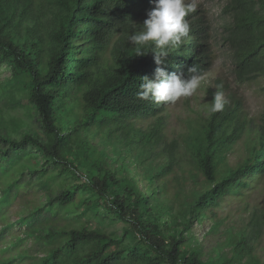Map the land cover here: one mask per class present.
Wrapping results in <instances>:
<instances>
[{
    "label": "trees",
    "instance_id": "16d2710c",
    "mask_svg": "<svg viewBox=\"0 0 264 264\" xmlns=\"http://www.w3.org/2000/svg\"><path fill=\"white\" fill-rule=\"evenodd\" d=\"M154 6V0H0V72L10 68L11 80L23 84V93L42 127L40 133L28 134L21 140L0 134V225L18 200L23 203L31 191L47 189V179H53L55 173L59 176L76 169L67 153L74 141L81 140L79 154L89 172L88 191L101 196L105 209L131 223L137 233V242L125 246L123 238L97 230L59 228L61 213L85 188L77 186L54 199L47 189V204L30 208L29 214L24 211L18 219L19 225L28 223L30 228L28 232L23 228L25 238L36 231L35 240L46 247L45 253L40 258L31 257L29 264L233 262L220 256L206 263L197 250L187 245L188 241L168 240L162 232L161 218L151 207V197L157 192L167 195L173 189L176 200L187 197L180 211L201 222V218L217 220L228 198L241 197L264 185V112L254 128L239 111L232 118V112L224 108L211 114L191 141V160L197 175L212 189L188 202L184 186L176 177L179 164L173 153L179 144L166 143L161 121L178 101L157 105L137 97L141 78H153L157 65L151 52L136 55L137 49L128 42V36L143 24ZM230 10L234 25L230 42L236 67L252 81L264 78V0H234ZM192 16L193 13L186 19ZM190 29L183 44L160 65L169 75L183 73L187 78L188 68L195 66L203 77L213 65L210 48L200 43L204 29L191 25ZM20 94L13 84L0 86V97L9 102L18 100ZM248 132H255L256 139L247 138ZM87 136L100 137L104 146L117 139L124 146L117 152L119 157L132 149L147 157L150 165L146 178L151 194H142L129 180L117 179L116 172L103 170L104 149L98 150L84 140ZM245 138L251 155L234 167L228 163L227 154ZM34 151L45 159L46 168L30 169L28 179L23 172L11 175L7 167L21 165ZM160 155L165 156L166 163L153 166V160ZM156 182L163 185L159 190L153 187ZM94 210L87 205L85 212ZM262 218L258 216L256 220L262 222ZM190 224L189 221L185 228L187 233L191 231ZM10 226H1L0 243L10 237ZM252 236L240 234V240L236 235L231 239L235 263L246 256L250 259L245 264L254 262L247 249ZM14 249H4L7 251L3 256L10 255V259L3 257L0 264H26L30 258L14 256Z\"/></svg>",
    "mask_w": 264,
    "mask_h": 264
},
{
    "label": "rangeland",
    "instance_id": "374dc122",
    "mask_svg": "<svg viewBox=\"0 0 264 264\" xmlns=\"http://www.w3.org/2000/svg\"><path fill=\"white\" fill-rule=\"evenodd\" d=\"M233 1L195 0L197 10L188 23L200 31L204 29L200 43H206L210 48L213 65L210 71L202 77L197 92L192 97L181 98L177 104L167 110L161 120L166 134V143L169 146L174 141L179 144L173 153L174 159L179 164L176 177L184 186L183 195L188 196V202L195 199L198 194H204L212 189V186L199 177L193 169L191 141L213 113L209 109L215 92L223 93L225 101L223 108L226 112H232L231 118L236 111H239L242 117L250 121L252 128L264 112V78L259 77L252 81L250 77L240 73L233 58L230 42L234 29L230 10ZM47 15L51 16V10ZM80 44L76 42V45ZM11 78L10 68L1 70L0 86L13 84L22 95H19L18 100L10 102L8 101L10 99L0 97V134L8 139L21 140L28 134L40 133L42 127L34 108L23 93V84L12 81ZM141 126L146 125L141 124ZM246 137L255 140L257 136L255 132H248ZM247 138L227 154L230 165L238 167L250 157L251 154L246 148ZM84 140H88L98 150L104 149L105 156L101 163L103 170L116 172L117 179L129 180L142 194L150 193L148 190L150 183L146 178L148 165H150L147 157L138 155L139 152L135 149L131 152L125 150L127 153L124 152V155L119 157L117 152L123 150L124 146L117 139L114 143H108L107 146L100 142V137L87 136ZM81 142V140L74 141L67 153L70 154L69 158L76 169L66 174L60 173L59 176L55 173L53 179H47V189L52 193L53 199L63 191L77 186L85 188L80 191L72 205L61 213L62 222L60 224L62 225L59 228L97 230L107 235L123 238L125 246L137 242V233L131 223L108 212L100 203L101 196L92 195L88 191L86 175L89 172L81 164L83 156L79 154L80 147L78 146ZM161 150L159 149L158 152ZM165 163V156L162 155L153 160V166ZM32 164L34 166H31ZM34 167L37 170L46 168L45 159L35 151L21 165L17 167L12 165L7 169L10 170L11 175L19 176V172H23L25 179H28L29 170ZM101 175L104 173L101 172ZM162 186V183L156 182L153 187L159 190ZM47 189L31 191L23 203L18 200L7 211L6 220L1 223L0 229L5 224H10L12 229H10L11 233L7 242L0 243V259L10 257V255L3 256V253L7 251L4 249L11 248V246L16 247L11 251L14 256L20 255V259L30 258L25 261L26 264L30 263L31 257H41L45 253L46 247L35 240L36 231L30 232V236L25 238L23 228L26 227L27 232L30 228L27 227L28 223L19 225L18 219L25 214L24 211L29 214L30 208H43L47 204ZM174 192L173 189L167 195L157 192L154 197H151V207L161 218L162 232L168 240L177 238L188 241L187 245L197 250L206 263L214 262L223 256L227 261L233 260L232 264H245L250 259L249 256L238 258L237 263L234 262L235 249L231 239L236 235L240 240V234H249L253 235L247 244L248 252H251L249 254L254 257L252 264H264V220L263 218L262 222L256 220V217L264 216V185L250 193H243L241 197L228 198V202L218 211L217 220L201 218V222L180 211L186 204L187 197L183 196L182 201H178L174 198ZM87 205L94 207L95 210L98 209L99 212L95 213L94 210L86 214ZM189 221L191 231L187 233L185 228Z\"/></svg>",
    "mask_w": 264,
    "mask_h": 264
},
{
    "label": "clouds",
    "instance_id": "9594fccd",
    "mask_svg": "<svg viewBox=\"0 0 264 264\" xmlns=\"http://www.w3.org/2000/svg\"><path fill=\"white\" fill-rule=\"evenodd\" d=\"M154 3L147 19L128 36V42L137 49L136 55L151 52L157 65L153 78H141L137 97L157 105L175 104L181 98L192 97L200 87L202 77L195 66L188 68L185 78L183 73L169 75L160 65L189 36L191 29L186 17L197 10V3L195 0H154ZM224 103L223 93L217 91L209 110L220 111Z\"/></svg>",
    "mask_w": 264,
    "mask_h": 264
}]
</instances>
